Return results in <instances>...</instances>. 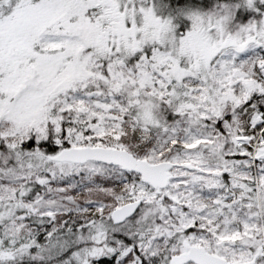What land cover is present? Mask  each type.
I'll use <instances>...</instances> for the list:
<instances>
[{
	"label": "snow or ice",
	"instance_id": "6c2138e0",
	"mask_svg": "<svg viewBox=\"0 0 264 264\" xmlns=\"http://www.w3.org/2000/svg\"><path fill=\"white\" fill-rule=\"evenodd\" d=\"M0 264H264V0H0Z\"/></svg>",
	"mask_w": 264,
	"mask_h": 264
}]
</instances>
